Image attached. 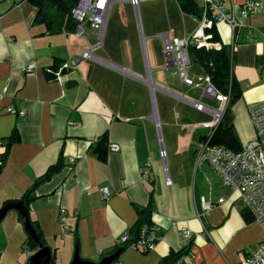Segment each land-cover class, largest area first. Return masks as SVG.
Here are the masks:
<instances>
[{
  "label": "crops",
  "instance_id": "obj_1",
  "mask_svg": "<svg viewBox=\"0 0 264 264\" xmlns=\"http://www.w3.org/2000/svg\"><path fill=\"white\" fill-rule=\"evenodd\" d=\"M223 1L228 18L241 25L217 24L210 33L232 58L231 77L240 98L228 109L243 146L255 138L248 106L264 101V0H258L262 10L246 19L241 7L251 0ZM156 2L160 22L154 36L184 39L196 29L199 18L181 11L179 2ZM111 11L112 6L109 17ZM37 12L28 0H0V158L11 141L0 169V210L24 202L34 187L28 215L51 250L50 264H72L76 251L83 261L95 263L114 255L125 247L122 236L135 232L139 210L145 208L158 229L155 249L127 248L113 264H161L171 254L189 253L199 264H240L263 242L264 231L247 221L238 194L209 165L197 164L198 144L206 134L202 124L209 120L204 114L207 120L196 122L193 114L191 103L198 100L190 94L200 90L177 93L185 86L177 84V70L163 50L164 58L150 63L140 22L145 73L99 57L100 50L94 53L99 62L82 60L87 47L75 30L50 34L35 24ZM108 27L109 21L104 39ZM113 33L116 42L107 46L118 55L124 32L119 25ZM30 65L34 69L27 71ZM203 73L193 64L187 72L193 80ZM8 108L24 117L9 114ZM163 137L171 152V186L160 158ZM103 138L104 158L96 152ZM113 144L120 147L116 153L109 152ZM147 163L151 175L143 179ZM57 165L60 170L45 179ZM202 200L214 207L204 211ZM60 210L66 212L64 225ZM183 229L192 232L190 240ZM28 238L20 214L9 211L0 221V264H30L37 249L27 245Z\"/></svg>",
  "mask_w": 264,
  "mask_h": 264
},
{
  "label": "built area",
  "instance_id": "obj_2",
  "mask_svg": "<svg viewBox=\"0 0 264 264\" xmlns=\"http://www.w3.org/2000/svg\"><path fill=\"white\" fill-rule=\"evenodd\" d=\"M179 3L185 1L194 2L199 9V20L196 29L188 38H169L167 35L161 37L163 51L167 56L168 63L172 64L177 70L180 83L189 89L202 90V97L198 101L191 103L192 107L207 116L209 120L202 124L203 130L207 131L199 142L197 149V164L202 166L209 165L220 177L224 186L232 189L238 194L242 203L243 210L252 218V222L261 225L264 231V101L254 102L248 106V114L255 132V138L250 140L238 152H233L224 146L211 145V138L225 113L226 107L230 102V95L220 93L212 84L210 76L201 74L196 79H190L187 72L192 63L189 55V47L196 46L198 49L219 50L221 45L213 42V35L210 31L217 24H227L232 29L241 24L227 16L226 5L223 0H176ZM139 0H131L130 4L138 11ZM113 0H79L72 12L74 20L77 22L75 30L76 36L83 39L88 45L87 50L82 55V60L99 62L94 53L101 50L104 45V34L108 22ZM262 3L258 0L246 2L241 7V16L246 19L250 15L262 10ZM90 32L92 41L90 42L87 33ZM79 59L72 60L62 66V70L69 69L78 63ZM34 69V65L28 66L27 71ZM61 71L56 73L59 79ZM206 99L218 104L212 107L203 102ZM7 112L13 115L24 117L23 112H18L14 108H8ZM2 142H0V145ZM120 150L117 144L109 146V152L116 153ZM160 158L165 174V183L172 185L168 174L167 155L164 148L160 150ZM74 163V160L70 161ZM3 161L0 158V169ZM143 179H149L151 175V165L147 163L141 171ZM105 198L108 197V189H102ZM220 200L219 203H223ZM204 211H209L214 204L201 201ZM67 216L65 210H60V221L64 225ZM69 231L67 226H63ZM158 229L155 225L144 226L141 228L139 238L130 248L151 252L155 249L158 237ZM182 235L190 240L193 235L190 230L183 229ZM130 241V235L125 234L121 238V243L126 245ZM172 264H199L192 254H185ZM240 264H264V240L257 247L247 253Z\"/></svg>",
  "mask_w": 264,
  "mask_h": 264
},
{
  "label": "trees",
  "instance_id": "obj_3",
  "mask_svg": "<svg viewBox=\"0 0 264 264\" xmlns=\"http://www.w3.org/2000/svg\"><path fill=\"white\" fill-rule=\"evenodd\" d=\"M33 6L38 9L37 16L35 18V24L43 25L46 27V30L50 34H58L63 30H76L77 22L72 16L74 8L77 6L79 0H28ZM181 11L184 13L190 14L192 16L200 17L199 9L191 1H185L180 3ZM213 36V42L218 43ZM221 45V44H220ZM189 55L191 58V63L193 65L199 66L205 74L210 76L213 86L222 94L230 95V102L226 107L223 118L218 124L212 138L211 145L224 146L227 149L238 152L242 149V145L238 141L233 127L232 120L229 115V105L231 106L235 101L240 98V93L233 82L231 77V55L229 49L226 46L220 47L219 50H206L198 49L196 46L189 47ZM205 137L200 138L201 141ZM98 146L96 152H99L102 158L106 154V144L105 138L98 140ZM9 141L7 145L6 152L1 156V160L4 162L8 152ZM61 166L57 165L49 169L46 174L45 179L50 178L53 174L60 170ZM34 187L27 192L24 196L23 201L25 202L26 207L33 202L36 198L33 194ZM151 209L145 208L139 210V221L137 222L135 232L130 235V241L125 245L122 250L130 248L133 243L139 238L141 228L144 226L152 225L150 220ZM243 215L246 217L248 222H252V218L243 210ZM32 226L34 227V223ZM35 229V227H34ZM37 235L40 241L45 244L44 239L37 230ZM27 245L31 246L34 250L38 248V245L33 242L31 238L27 239ZM182 255L171 254L169 257L165 258L161 264H172ZM52 262V260H51Z\"/></svg>",
  "mask_w": 264,
  "mask_h": 264
},
{
  "label": "rangeland",
  "instance_id": "obj_4",
  "mask_svg": "<svg viewBox=\"0 0 264 264\" xmlns=\"http://www.w3.org/2000/svg\"><path fill=\"white\" fill-rule=\"evenodd\" d=\"M130 1L131 0H113L112 11L108 20L110 27H108V32L106 33L104 39L105 40L104 49L96 52V55L106 60H110L119 66L125 65L132 68L133 70L142 73L144 72L145 64L142 56L143 51H142L141 37L138 31V22H140L142 26L143 36L145 38L144 41L145 48L150 63L153 64L154 61L164 58L162 51L163 50L162 40L160 36L158 37L154 36L155 35L154 29L158 25V22H160L156 6H160V4H158L156 0H139L140 2L138 6L139 15H137L135 9L132 8L130 4ZM119 25L121 26V30L124 32V38L120 44L121 47L120 54L114 55L111 53V51L109 50V46L107 45L116 42L117 36L113 32L114 30L116 31V28L119 27ZM122 25L124 26V28L122 27ZM147 28H150V31ZM87 37L90 42H93L90 32L87 33ZM81 40L88 48L86 42L83 39ZM194 67L197 66L194 65ZM177 84H180L178 77H177ZM184 89L186 90V87L182 89L178 88L177 93L179 92H180L179 94L183 93ZM201 91H202L201 89L199 92L192 91L190 96L193 99L200 100ZM203 102L214 107V109L215 107L218 106L217 103L208 101L206 99H203ZM193 114L196 116V122L200 123L203 120H207L206 116L200 112L195 111ZM171 121L173 124V130L174 131L177 130L178 129L177 119H175V116L173 117V119H171ZM206 133L208 132L206 131ZM163 145L168 153L166 161H167L169 175L173 180L174 174H173V168L171 162L172 160H171L170 146L168 145V140L165 137H163ZM190 147L192 146L190 145ZM186 148H188V145L186 146Z\"/></svg>",
  "mask_w": 264,
  "mask_h": 264
},
{
  "label": "water",
  "instance_id": "obj_5",
  "mask_svg": "<svg viewBox=\"0 0 264 264\" xmlns=\"http://www.w3.org/2000/svg\"><path fill=\"white\" fill-rule=\"evenodd\" d=\"M11 210H15L20 214L26 234L33 240V242H35V244L38 245L36 252L30 259V264H50L51 250L47 245L43 244L40 241L35 229L32 226L31 220L28 215V210L24 202H14L7 204L0 210V221ZM121 251L122 249L118 250L114 255L102 259L99 263L83 261L76 251L72 264H113L118 259Z\"/></svg>",
  "mask_w": 264,
  "mask_h": 264
},
{
  "label": "bare ground",
  "instance_id": "obj_6",
  "mask_svg": "<svg viewBox=\"0 0 264 264\" xmlns=\"http://www.w3.org/2000/svg\"><path fill=\"white\" fill-rule=\"evenodd\" d=\"M151 85V84H150Z\"/></svg>",
  "mask_w": 264,
  "mask_h": 264
}]
</instances>
